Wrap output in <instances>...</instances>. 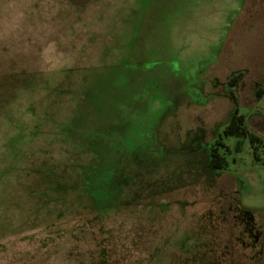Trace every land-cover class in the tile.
<instances>
[{
	"label": "rangeland",
	"instance_id": "rangeland-1",
	"mask_svg": "<svg viewBox=\"0 0 264 264\" xmlns=\"http://www.w3.org/2000/svg\"><path fill=\"white\" fill-rule=\"evenodd\" d=\"M235 107L264 142V0H0V264H263Z\"/></svg>",
	"mask_w": 264,
	"mask_h": 264
},
{
	"label": "trees",
	"instance_id": "trees-1",
	"mask_svg": "<svg viewBox=\"0 0 264 264\" xmlns=\"http://www.w3.org/2000/svg\"><path fill=\"white\" fill-rule=\"evenodd\" d=\"M237 111H238V108L235 107L234 114L231 116L228 124L224 128V135L227 136V135H246L248 134L250 137V141L255 149L260 144L262 143L264 144V142H262V140L257 135L251 132L249 133V131H246L242 116L236 114ZM214 166L218 167L216 165V162L214 163Z\"/></svg>",
	"mask_w": 264,
	"mask_h": 264
},
{
	"label": "flooded vegetation",
	"instance_id": "flooded-vegetation-1",
	"mask_svg": "<svg viewBox=\"0 0 264 264\" xmlns=\"http://www.w3.org/2000/svg\"><path fill=\"white\" fill-rule=\"evenodd\" d=\"M246 236L249 238L252 246L256 248L258 254L260 256H263L264 255V236L262 232L260 230L256 232L249 231L248 233H246Z\"/></svg>",
	"mask_w": 264,
	"mask_h": 264
}]
</instances>
